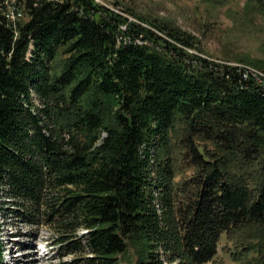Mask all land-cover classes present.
<instances>
[{
	"label": "trees",
	"instance_id": "16d2710c",
	"mask_svg": "<svg viewBox=\"0 0 264 264\" xmlns=\"http://www.w3.org/2000/svg\"><path fill=\"white\" fill-rule=\"evenodd\" d=\"M116 5L0 0V264L8 220L66 264H264V86Z\"/></svg>",
	"mask_w": 264,
	"mask_h": 264
},
{
	"label": "rangeland",
	"instance_id": "374dc122",
	"mask_svg": "<svg viewBox=\"0 0 264 264\" xmlns=\"http://www.w3.org/2000/svg\"><path fill=\"white\" fill-rule=\"evenodd\" d=\"M13 3L15 0H8ZM116 12L127 16L130 21L140 22L124 9L148 21L169 24L194 36L202 50V56L211 60L246 68L256 67L255 62L264 60V0H97ZM10 10H12L10 8ZM25 18V17H23ZM22 19V18H20ZM149 27V23H143ZM191 52L198 53L195 50ZM5 225L4 241L7 264H66L68 259L57 257V248L48 246L52 231L40 227L36 240L29 233L36 229ZM246 232L224 233L217 255L206 264H257L253 253L242 249ZM33 244V246L31 245ZM24 245L25 247H22ZM32 248V249H29ZM136 255L132 248L121 257V264H135ZM263 264V263H258Z\"/></svg>",
	"mask_w": 264,
	"mask_h": 264
},
{
	"label": "built area",
	"instance_id": "2783aa9c",
	"mask_svg": "<svg viewBox=\"0 0 264 264\" xmlns=\"http://www.w3.org/2000/svg\"><path fill=\"white\" fill-rule=\"evenodd\" d=\"M23 16V13L22 11L17 10H12L10 12V14L8 15V17L12 20V21H15L17 20L18 18L22 17ZM241 68L244 69V76L245 77H248V76H252L256 79V81L263 85L264 86V71H260V70H255L254 68H246L244 66H240Z\"/></svg>",
	"mask_w": 264,
	"mask_h": 264
}]
</instances>
